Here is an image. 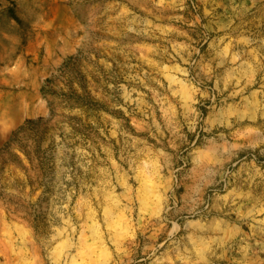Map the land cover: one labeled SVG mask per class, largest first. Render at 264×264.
Segmentation results:
<instances>
[{
  "label": "rangeland",
  "instance_id": "rangeland-1",
  "mask_svg": "<svg viewBox=\"0 0 264 264\" xmlns=\"http://www.w3.org/2000/svg\"><path fill=\"white\" fill-rule=\"evenodd\" d=\"M0 264H264V0H0Z\"/></svg>",
  "mask_w": 264,
  "mask_h": 264
},
{
  "label": "trees",
  "instance_id": "trees-1",
  "mask_svg": "<svg viewBox=\"0 0 264 264\" xmlns=\"http://www.w3.org/2000/svg\"><path fill=\"white\" fill-rule=\"evenodd\" d=\"M13 18L15 19V21L19 22V19L16 16H13Z\"/></svg>",
  "mask_w": 264,
  "mask_h": 264
}]
</instances>
